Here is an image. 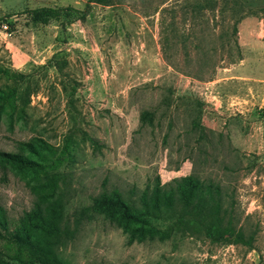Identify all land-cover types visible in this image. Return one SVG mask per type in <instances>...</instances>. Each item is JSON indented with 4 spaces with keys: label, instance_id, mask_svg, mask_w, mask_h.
<instances>
[{
    "label": "rangeland",
    "instance_id": "1",
    "mask_svg": "<svg viewBox=\"0 0 264 264\" xmlns=\"http://www.w3.org/2000/svg\"><path fill=\"white\" fill-rule=\"evenodd\" d=\"M43 6L85 14L32 20ZM37 140L44 173L0 160L10 227L39 207L72 230L101 191L192 174L234 228L129 242L94 215L54 246L66 264H264V0H0V152Z\"/></svg>",
    "mask_w": 264,
    "mask_h": 264
},
{
    "label": "trees",
    "instance_id": "2",
    "mask_svg": "<svg viewBox=\"0 0 264 264\" xmlns=\"http://www.w3.org/2000/svg\"><path fill=\"white\" fill-rule=\"evenodd\" d=\"M83 10L65 7H36L29 10L31 19L46 23L61 12ZM27 155L0 152V160L6 161L17 170L29 175L44 173V152L51 147L44 142H26ZM64 152V150H63ZM57 163L60 158H55ZM101 215L115 224L127 235L128 241L163 240L171 234L186 236L202 235L211 241L225 243L234 235L230 218L224 217L221 205V190L217 185L199 180L192 174L174 178L171 183H155L144 189L132 202L112 189L101 191L92 197L91 203L73 214V228H58L57 219L48 209L39 207L25 212L10 227V222L0 206V241L5 249L0 250V264L13 260L17 264H66L56 253L54 246L63 243L68 234L83 220ZM2 254V255H1Z\"/></svg>",
    "mask_w": 264,
    "mask_h": 264
}]
</instances>
